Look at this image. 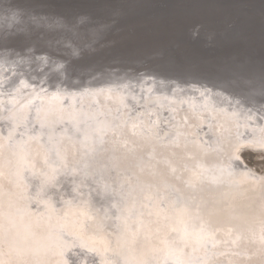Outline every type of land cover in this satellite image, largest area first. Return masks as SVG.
Listing matches in <instances>:
<instances>
[{
  "label": "bare ground",
  "instance_id": "6f19581e",
  "mask_svg": "<svg viewBox=\"0 0 264 264\" xmlns=\"http://www.w3.org/2000/svg\"><path fill=\"white\" fill-rule=\"evenodd\" d=\"M31 60L0 55V264H28L37 253L47 257L43 264H72L77 249L63 234L43 238L57 216L46 227L9 226L3 234L27 172L37 184L34 208L60 199L92 215L83 238L100 254L86 250L76 264L91 256L96 264H264V172L236 163L245 150L264 153L263 108L150 75L52 87L29 69ZM55 156L70 167L54 179ZM90 186L94 192L78 195ZM158 233L162 243H153ZM23 246L32 255L20 259ZM223 252L230 255L221 260Z\"/></svg>",
  "mask_w": 264,
  "mask_h": 264
},
{
  "label": "water",
  "instance_id": "95a60500",
  "mask_svg": "<svg viewBox=\"0 0 264 264\" xmlns=\"http://www.w3.org/2000/svg\"><path fill=\"white\" fill-rule=\"evenodd\" d=\"M2 54L33 56L52 87L150 75L264 109V0H0Z\"/></svg>",
  "mask_w": 264,
  "mask_h": 264
},
{
  "label": "rangeland",
  "instance_id": "374dc122",
  "mask_svg": "<svg viewBox=\"0 0 264 264\" xmlns=\"http://www.w3.org/2000/svg\"><path fill=\"white\" fill-rule=\"evenodd\" d=\"M41 138L43 139L44 136H41ZM26 147V146H25ZM27 148V147H26ZM52 155V154H50ZM55 155V154H54ZM242 159L244 160V162L256 169L258 172L263 173L264 170V153L262 152H258V151H253L251 149L249 150H245L244 152L241 153ZM260 158H262V160H260ZM53 164H54V172H53V178L55 179L56 175L58 173L63 174L64 172H68L70 165L69 164H59L58 162V158L57 156H55L54 160H53ZM19 164L17 162V160H13V162L10 165L11 170H13V173H16V170L18 168ZM262 167L259 168V167ZM65 173V174H66ZM64 174V175H65ZM27 178L29 179V182L26 184V189L25 192L21 195L20 199H19V205L16 207V210L14 212V214L11 216L10 218V223L7 224H3V234L7 235L9 232V226H14V227H23V228H27L30 229L31 227H46L47 223L49 220H51L54 216H57V222H55L54 224H52L50 226V230L47 232H43L45 234V236H43L44 239H46V241L48 243H51V241H54L56 238H58L61 234L65 235L68 239L74 240L77 243V246L75 248H77L75 251H73L74 253L77 251H82L85 252L86 250H88V252L91 253V255H97L100 254L98 253L96 250H93L94 247L92 245L89 244V241H87L84 237V231H83V225L84 223L88 222L92 215L89 212H83L80 211L78 209V204L74 201L72 202H66V203H61V201H59L60 199H58V201H56L55 199H53L52 203H55L56 201V206L57 207H53L48 209H44L43 207H45L44 205L46 204L45 202H43L42 200H40V205L37 208H34L32 203L30 202L29 198H31L33 196L32 192L36 187V183L33 181V177L32 174L27 172ZM53 179V181H54ZM46 191V190H45ZM48 191L50 192L49 195H53V189L52 187L50 189H48ZM94 192V188L93 187H88V188H79V190L77 191L79 196H87L86 194H91V192ZM119 206V205H118ZM42 208V209H41ZM76 208L78 210H76ZM118 209H120V207H117ZM53 211V212H52ZM129 213V212H128ZM151 215V213H150ZM121 216V219H123L124 222L126 223H130L131 221H134V219H130L131 215L125 214L123 215V213H119V217ZM5 223V222H4ZM44 229V228H43ZM25 230V229H23ZM13 232L16 234L18 231L17 230H13ZM171 230H169V233H167V236L171 235ZM161 233H158V236H156L153 240L154 242H160L162 243L160 240ZM41 238V237H38ZM35 240H39L34 236L33 242L31 244H37V242ZM1 243V242H0ZM2 245V244H0ZM3 246V245H2ZM42 247V246H41ZM22 253L19 254L20 259L22 257L28 256L27 253H31V249H29L28 246H23L22 247ZM93 248V249H92ZM101 249V247H100ZM103 253H105L104 250H100ZM73 252H71L69 255H71ZM229 252H223L222 256H229ZM224 259L223 257L221 258V260ZM47 260V257H43V255L41 253H37L35 255H33V257L31 256V262L29 260L28 264H43V262H45ZM191 263L196 262L197 260H191ZM48 263L50 264H57V261L55 262H51L48 261ZM14 264H21L20 262H15Z\"/></svg>",
  "mask_w": 264,
  "mask_h": 264
}]
</instances>
